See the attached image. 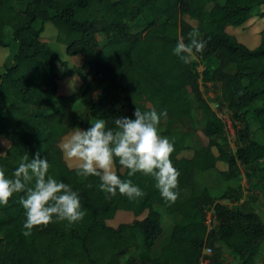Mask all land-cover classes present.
<instances>
[{
    "label": "trees",
    "instance_id": "obj_1",
    "mask_svg": "<svg viewBox=\"0 0 264 264\" xmlns=\"http://www.w3.org/2000/svg\"><path fill=\"white\" fill-rule=\"evenodd\" d=\"M16 3H24L22 9ZM261 6L264 0H0V49L8 46L5 28L16 46L10 64L0 69V138L8 143L0 169L11 178L24 154L31 160L39 153L48 159L49 175L70 185L86 211L80 222L70 225L53 217L25 236L20 204L25 193L14 194L0 205V264H197L204 247L211 249L209 264H222V248L237 264H254L256 257L264 264V223L241 204L225 203L241 198L239 165L259 176L264 203V29L252 49L225 31L242 26ZM46 23L54 28L64 56L80 58L71 72L40 40ZM193 29L206 46L194 50L185 64L174 49L181 37L189 42ZM209 61L216 66L204 67ZM197 65L203 66L200 73ZM71 73L80 81L79 89L58 94V80ZM198 79L218 86L217 101L229 114L234 150L218 142L225 125L203 100ZM84 99V122L103 119L109 129L115 128V118L135 119L136 108L167 110L158 133L174 144L170 160L180 173L174 204L161 197L152 176H128L118 161L117 174L138 186L142 198L129 200L117 192L108 199L99 177H84L66 165L60 148L63 123L70 114L77 125L74 104ZM253 103L256 130L251 133L246 114ZM193 112L202 118L206 144L190 150L187 124L193 132ZM186 151L191 155L181 156ZM210 171L220 181L234 183V189L216 197L207 189L195 190L197 174ZM205 207H212L217 223L211 233L203 225ZM118 211L130 213L133 220L107 226ZM163 217L169 219V234L158 248Z\"/></svg>",
    "mask_w": 264,
    "mask_h": 264
},
{
    "label": "clouds",
    "instance_id": "obj_2",
    "mask_svg": "<svg viewBox=\"0 0 264 264\" xmlns=\"http://www.w3.org/2000/svg\"><path fill=\"white\" fill-rule=\"evenodd\" d=\"M199 36V31L193 29L188 33V43L183 37L178 40L174 53L185 64L191 62L194 50L200 52L206 46ZM196 71L201 72L198 68ZM167 115V110L141 112L136 108L135 119L115 118L114 129L107 128L103 119L91 123L87 130L74 129L60 147L66 159L77 162L79 175L99 177V188L106 198L115 197L117 192L129 200L145 195L131 180L120 178L115 168L118 161L123 169L128 170V176L136 173L152 176L161 197L174 204L179 195L175 190L180 175L170 160L174 144L158 133L161 118L167 119ZM49 169L47 157L42 159L39 153L31 160L24 154L11 178L0 169V205H7L16 193H25L20 199L26 217L23 224L25 236L31 235L34 228L52 223L53 217L71 225L82 221L86 215L79 194L70 185L49 175Z\"/></svg>",
    "mask_w": 264,
    "mask_h": 264
},
{
    "label": "rangeland",
    "instance_id": "obj_3",
    "mask_svg": "<svg viewBox=\"0 0 264 264\" xmlns=\"http://www.w3.org/2000/svg\"><path fill=\"white\" fill-rule=\"evenodd\" d=\"M24 3H16L15 7L17 9H22ZM264 29V6H261L257 9H255L252 12V15L249 20H247L242 26L238 28H226V33L233 36L237 42L244 45L246 48L252 49L258 45L259 40V32ZM5 36H6V43L7 48L0 49V69L2 71L3 67H6L10 64L11 57L15 52V44L10 41L8 33L9 29L5 28ZM55 37V30L54 28L46 23L43 26V31L40 35V40L47 45H49L57 54L58 60L60 62H65L67 65L69 72L72 71V69L78 67L81 63V60L79 57H73V58H66L63 54V47L59 46L54 41ZM193 59V58H192ZM204 67H207L209 69L214 68L216 65L213 63V61L205 62ZM199 71L203 70V66L199 65L197 67ZM62 67L58 66L59 74L61 73ZM75 78V83H73V80ZM58 85V94L60 95H67L72 92H77V90L80 87V81L78 78L71 73L68 77L59 79L57 82ZM197 85L199 88V91L201 93V96L204 101L208 105L211 104L212 101H217L218 99V86L213 83H203L201 80H197ZM91 98H95V94L91 95ZM86 99L76 102L74 104V108L77 111L78 117L76 118L77 125L73 126L71 123V117L70 114H68L65 117V121L63 123L66 134L62 138L60 142V146L64 138L71 134V132L74 129H81V130H87L91 126V123H94V121H87L84 122L83 117V108L86 104ZM257 104L253 103L248 108V112L246 114V119L249 122V128L251 133H253L256 130V125L253 122L251 110L256 106ZM226 112V111H225ZM227 118H228V124L227 127H225L223 137L218 140L220 143H225L230 147L232 150H234V132L232 129V124L229 119V114L226 112ZM193 126L194 131L191 132V126L187 124V129L190 131V134L187 139V144L190 148V150L198 148L199 146H202L206 144V139L201 134V128L203 125L202 118L199 115L198 112H193ZM8 148V143L4 141V139L0 138V156L3 155ZM61 148V147H60ZM62 151V150H61ZM191 155V151L182 152L181 156L183 157H189ZM62 157L64 162L69 168H75L77 167V162L73 160H68L65 158L63 152ZM217 169H223L222 166L217 164ZM236 184L239 185L241 190V198L239 202L237 203H231L228 201H225L227 206H239L241 204V207L245 210H249L253 212L259 220L264 223V203L261 201V190H260V179L259 176L255 173H249V170L247 167L238 166V174L236 179ZM235 185L232 182H222L219 180V178L216 176L214 172H206L197 174L195 178V190L200 191L201 189H207L211 196L216 197L224 191L227 188L234 189ZM161 214V213H160ZM144 215L138 217L137 219H141ZM135 219V218H134ZM133 220V217L128 212H121L118 211L115 213L113 218L111 220L106 221V225L109 227H115L118 224L121 223H130ZM165 225V226H164ZM169 220H167L166 217H163V223H162V234L160 235L159 239L162 240L166 234H169ZM133 254V253H131ZM155 254V253H154ZM236 257L232 255L230 252H228L225 248H222L221 250V262L222 264H234L236 262ZM254 264H260L259 263V257L255 258Z\"/></svg>",
    "mask_w": 264,
    "mask_h": 264
},
{
    "label": "built area",
    "instance_id": "obj_4",
    "mask_svg": "<svg viewBox=\"0 0 264 264\" xmlns=\"http://www.w3.org/2000/svg\"><path fill=\"white\" fill-rule=\"evenodd\" d=\"M209 107L214 111L217 118L224 123L225 127H227L228 124L227 114L224 111V109H222V107L219 106L218 101H212ZM203 213H204L203 225L205 227V232L211 233L212 231L215 230L217 225L212 207H205ZM210 255H211V249L204 247L201 250V254L197 261V264H209Z\"/></svg>",
    "mask_w": 264,
    "mask_h": 264
},
{
    "label": "crops",
    "instance_id": "obj_5",
    "mask_svg": "<svg viewBox=\"0 0 264 264\" xmlns=\"http://www.w3.org/2000/svg\"><path fill=\"white\" fill-rule=\"evenodd\" d=\"M254 48H255V47H254ZM129 214H130V213H129ZM131 216H132V215H131ZM167 220H169V219L167 218ZM161 234H162V231H161ZM161 234H160V235H161ZM167 237H168V236H167V234H166V236H164V238H163L162 240H160V241L158 240V242H156V245H155V246H157V245L159 246V244L162 245V244L167 240ZM158 246H157V247H158ZM158 248H159V247H158ZM234 264H237V261H236Z\"/></svg>",
    "mask_w": 264,
    "mask_h": 264
}]
</instances>
